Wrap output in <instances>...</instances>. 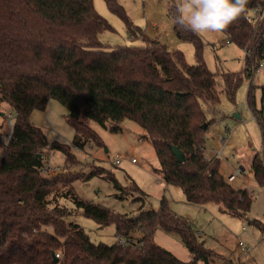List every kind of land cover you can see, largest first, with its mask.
I'll use <instances>...</instances> for the list:
<instances>
[{"label": "trees", "instance_id": "16d2710c", "mask_svg": "<svg viewBox=\"0 0 264 264\" xmlns=\"http://www.w3.org/2000/svg\"><path fill=\"white\" fill-rule=\"evenodd\" d=\"M104 1L125 23L130 37H141L142 45L102 43L98 33L113 28L93 0H0V114L5 109L14 114L0 157V264H197L200 260L209 264L217 256L189 222L175 215L165 196L156 209L141 206L130 214L116 212L81 198L73 187L77 179L100 175L120 189L113 172L52 169L44 164L45 147L61 150L67 167L78 162L71 147L83 148L90 141L102 145L91 120L103 127L109 124L111 131L119 130L123 118L134 120L154 148L157 172L166 185L179 187L188 203L217 204L220 211L244 219L264 236V221L248 215L253 199L246 189L225 178L219 159H206L197 149L204 145L214 120L208 112L219 110L217 85L234 100L243 75H250L264 60V19L252 23L245 18L261 0H248L245 12L224 32L229 42L245 51L244 68L220 73L206 65L200 35L172 24L175 35L193 45L194 63H189L182 50L147 37L117 0ZM173 3L167 0L172 23ZM260 91L256 106L250 84L247 101L262 145L252 156L250 171L256 183L264 185V84ZM49 98L68 110L65 119L75 131L71 143L48 142L44 129L30 119L31 112L44 109ZM174 146L185 154L182 162ZM66 201L101 227L113 224L114 241H93L83 227L67 219L72 207ZM158 227L180 236L188 259L154 240ZM136 231L141 235L134 244L116 239Z\"/></svg>", "mask_w": 264, "mask_h": 264}, {"label": "rangeland", "instance_id": "374dc122", "mask_svg": "<svg viewBox=\"0 0 264 264\" xmlns=\"http://www.w3.org/2000/svg\"><path fill=\"white\" fill-rule=\"evenodd\" d=\"M125 8L133 24L150 38H157L171 48L180 49L189 63H194V48L191 42L180 39L172 29V18L167 10V0H117ZM94 8L112 26L98 33V39L110 47L120 44L142 45L141 37H130L125 23L111 12L104 0H93ZM203 45V58L212 72L240 71L244 68L245 51L234 43L226 42L225 33L200 35ZM255 68V67H254ZM251 71L238 86L234 100H230L217 85L220 103L215 114L208 112L214 120L205 132L206 150H220L219 169L235 187L252 186L255 189L249 210V217L264 221V185L256 183L250 171V162L255 151L261 149V134L247 101L250 84L254 86L255 105H260V86L264 84V60ZM219 76V75H218ZM221 79L218 77V84ZM202 108L207 113L203 104ZM0 114V157L3 145L10 137L13 126V111L5 109ZM67 108L54 98H49L44 109H34L31 121L41 126L48 142L71 143L74 128L66 121ZM238 112L240 118L234 113ZM95 121L90 126L99 134L103 144L86 142L83 148L71 147L78 162L64 167V153L59 149L45 147L44 164L50 168L59 167L71 171L89 172L100 169L113 172L120 189L113 180L93 175L87 180L77 179L73 183L76 193L83 199L105 205L116 212L133 213L139 207L158 208L161 196H165L169 208L183 220H188L205 245L216 251L217 256L209 264H264V236L244 219L219 210L218 205L194 204L185 201L182 190L174 185H166L157 169L158 158L145 130L134 120L123 118L118 122L119 130L111 131ZM226 128V129H225ZM224 141L220 140V136ZM209 157H213L212 153ZM134 158V161H132ZM120 159L119 164L115 160ZM242 164L246 169L243 171ZM235 167L241 172L235 173ZM233 173V175H232ZM232 175L231 178L229 176ZM138 188H136V186ZM120 195L121 197H117ZM68 220L75 221L89 234L93 241L111 243L115 239L114 225L99 226L94 220L84 216L72 201ZM140 232L131 233L128 238L135 241ZM154 240L169 249L181 259H188L189 251L180 236L158 227ZM242 241V243H240ZM58 257V256H57ZM197 264H204L198 261Z\"/></svg>", "mask_w": 264, "mask_h": 264}, {"label": "clouds", "instance_id": "9594fccd", "mask_svg": "<svg viewBox=\"0 0 264 264\" xmlns=\"http://www.w3.org/2000/svg\"><path fill=\"white\" fill-rule=\"evenodd\" d=\"M248 0H174L173 25L194 34L224 33L245 12Z\"/></svg>", "mask_w": 264, "mask_h": 264}, {"label": "built area", "instance_id": "2783aa9c", "mask_svg": "<svg viewBox=\"0 0 264 264\" xmlns=\"http://www.w3.org/2000/svg\"><path fill=\"white\" fill-rule=\"evenodd\" d=\"M245 18L249 21H251L252 23H256V22H259L261 20L264 19V0H261L259 3H257L256 5H254L253 7L249 8L246 13H245ZM261 65V62L260 64L255 67V68H258L259 66ZM254 68V69H255ZM226 129V128H225ZM220 140L223 142L224 141V137L221 135L220 136ZM197 149L203 153L204 157L206 159H209V160H214V159H218V155L221 153L220 150H216V151H211V150H206L205 146L200 144L197 146ZM212 153V156L213 157H209L210 154ZM132 161H134V158H132ZM120 162V159H116L115 160V164H119ZM58 167H53L52 169H57ZM238 172H241V167H235V173H238ZM233 175V173H232ZM232 175H230V178L232 177ZM246 191H247V196L249 198H253V194H255V189L252 187V186H243ZM116 239L121 242V243H125V244H134L136 242H133L132 238H125L123 236H120V235H117L116 236ZM240 243H242V241H240ZM56 256H59V252L57 251L55 253Z\"/></svg>", "mask_w": 264, "mask_h": 264}, {"label": "water", "instance_id": "95a60500", "mask_svg": "<svg viewBox=\"0 0 264 264\" xmlns=\"http://www.w3.org/2000/svg\"><path fill=\"white\" fill-rule=\"evenodd\" d=\"M234 116L236 118H239L240 117L239 114H238V112L234 113ZM173 152H174V154H175V156H176V158H177L178 161L182 162L185 159V154L178 147H175L174 146L173 147ZM38 155H39V157H41L40 154H38ZM53 258H54L55 261L58 260V257L55 254L53 255Z\"/></svg>", "mask_w": 264, "mask_h": 264}, {"label": "crops", "instance_id": "0c3cea01", "mask_svg": "<svg viewBox=\"0 0 264 264\" xmlns=\"http://www.w3.org/2000/svg\"><path fill=\"white\" fill-rule=\"evenodd\" d=\"M225 41L226 42H229L228 40H227V38L225 39ZM231 43V42H230ZM244 62H245V58H244ZM240 118V117H239ZM241 165V167H242V169H243V171H245V167L242 165V164H240ZM229 178H230V176H229ZM230 182V181H229ZM200 205V204H199ZM205 205V204H204ZM176 215V214H175ZM177 216V215H176ZM184 221H186V222H189L188 220H184ZM187 258H189V256L187 257Z\"/></svg>", "mask_w": 264, "mask_h": 264}]
</instances>
